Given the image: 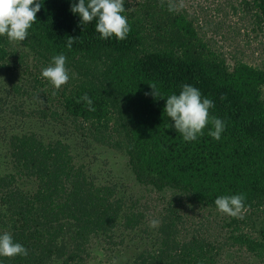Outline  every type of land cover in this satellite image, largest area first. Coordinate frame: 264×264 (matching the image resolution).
Listing matches in <instances>:
<instances>
[{"label": "trees", "instance_id": "1", "mask_svg": "<svg viewBox=\"0 0 264 264\" xmlns=\"http://www.w3.org/2000/svg\"><path fill=\"white\" fill-rule=\"evenodd\" d=\"M41 3L28 38L16 42L26 51L18 56L32 54L42 66L67 57L71 79L58 95L34 79L46 101L38 113L64 116L74 130L61 127L47 137L44 124L26 130L25 119L12 124L0 115V234L10 233L29 253L0 257V264H85L99 237L113 257L129 252L121 264H264V68L242 58L226 63L182 12H157L167 1L147 2L137 16L125 1L131 32L123 41L101 39L95 19L83 25L71 11L79 0ZM241 3L264 36V0ZM69 37H76L71 50ZM9 45L0 36L1 66ZM185 84L214 102L210 113L225 122L219 140L208 125L203 136L185 141L167 117V97ZM85 93L95 111L76 102ZM74 133L86 149L121 152L136 183L169 198L150 215L138 199L126 206L122 182L109 184L92 162H80ZM237 194L245 196L244 218L222 216L215 200ZM152 219L160 225L150 227Z\"/></svg>", "mask_w": 264, "mask_h": 264}, {"label": "rangeland", "instance_id": "2", "mask_svg": "<svg viewBox=\"0 0 264 264\" xmlns=\"http://www.w3.org/2000/svg\"><path fill=\"white\" fill-rule=\"evenodd\" d=\"M128 3V12H132L137 16L142 14L147 2L152 0H125ZM161 0H156L159 3ZM167 1V0H165ZM242 0H182L183 7L178 11L184 14L185 18L192 20L199 35L212 51L222 53L225 62L233 65L235 58L258 65L264 68V36L257 34L254 31V21L249 12L244 10ZM180 0H177L179 3ZM168 4V3H167ZM157 12H169L168 5L164 7H156ZM159 17V14L156 15ZM7 38V37H6ZM8 39V38H7ZM9 50L11 54L7 57L5 65H0V115L5 116L12 124L21 122L25 129L41 130L40 124H44V131L47 137L56 135L57 129L61 127L74 130V125L70 119L53 118L43 116L38 113L45 108L46 101L41 98V93L37 88L39 83L34 79V76L45 83L44 88L47 93L56 91L57 95L60 90H55L54 87L44 78H42V69L47 67L42 66L35 56L28 54L20 58L19 54H26V51L21 45L16 42H10ZM15 50V51H14ZM17 59H22L18 60ZM48 95V94H47ZM56 95V94H55ZM54 95V96H55ZM264 97V89L262 90ZM55 100V97L53 98ZM61 108V107H60ZM64 114L63 110H60ZM28 117V118H27ZM53 132V133H52ZM74 143L77 151L80 152V162L90 163L95 171L112 184L113 182L123 183L119 187L118 195L124 197L125 205L129 206L133 201L138 199L139 205L147 204V212L154 213L156 209L162 206L163 199L169 198L170 193H157L154 190H148L134 181L129 171L126 168V159L124 155L112 148L95 145L87 146L83 143L80 134L74 133ZM87 152V153H86ZM5 151L2 150L0 156L3 157ZM6 167L3 164V168ZM132 196V197H131ZM135 209V207H133ZM155 214V213H154ZM196 217H199L196 213ZM227 214H222V216ZM150 218H153L150 216ZM244 225V224H243ZM91 257L85 264H121L124 262L129 252L122 256H115V252L110 254L108 243L104 237L95 239L91 248ZM238 258V257H234ZM246 258H239V260ZM256 262L254 258H251Z\"/></svg>", "mask_w": 264, "mask_h": 264}, {"label": "clouds", "instance_id": "3", "mask_svg": "<svg viewBox=\"0 0 264 264\" xmlns=\"http://www.w3.org/2000/svg\"><path fill=\"white\" fill-rule=\"evenodd\" d=\"M165 0H161L163 6ZM168 10L176 12L183 7L182 0H167ZM125 0H79L73 3L71 11L81 17L83 25L97 20L95 30L100 34V38L107 40L115 36L120 41L127 38L131 32L125 8ZM42 7L41 0H0V36H6L9 42H23L29 34L30 29L37 21V13ZM76 37H69L67 47L71 50ZM67 57L59 54L52 57L49 66L42 69V78L46 79L55 90H60L62 86L69 83L71 76L66 66ZM154 90L152 95L158 97L160 94L155 83H149ZM264 89V85L261 86ZM56 91H53L54 96ZM149 95V93H146ZM264 99V97H261ZM84 101L88 105L89 111H95L92 107L93 101L85 93L77 99V103ZM214 107V102L208 98H203L200 90L192 85L185 84L181 92L167 97L164 112L167 117L174 121V127L185 141L191 142L204 135V129L212 125L214 130H210L208 135L216 140L221 138L225 131V122L210 113ZM245 196L243 194L220 196L215 200L217 209L231 217L243 219L245 211ZM160 221L152 219L150 227L156 228ZM28 250L18 242L13 236L4 232L0 234V257L15 258L17 256L27 257ZM116 264V261H113Z\"/></svg>", "mask_w": 264, "mask_h": 264}]
</instances>
